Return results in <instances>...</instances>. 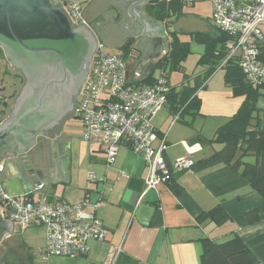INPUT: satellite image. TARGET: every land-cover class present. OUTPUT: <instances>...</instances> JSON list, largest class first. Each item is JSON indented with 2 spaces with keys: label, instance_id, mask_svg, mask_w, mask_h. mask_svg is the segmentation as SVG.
Wrapping results in <instances>:
<instances>
[{
  "label": "crops",
  "instance_id": "crops-1",
  "mask_svg": "<svg viewBox=\"0 0 264 264\" xmlns=\"http://www.w3.org/2000/svg\"><path fill=\"white\" fill-rule=\"evenodd\" d=\"M89 1L81 0L82 8ZM104 1L107 3L108 9L88 22L89 29L96 39V45H102L94 30L103 23V14L112 10L114 12L112 15L114 24H121L119 22L121 20L119 18L120 10L110 5L107 0ZM154 1L148 0L143 4L142 12L152 21L159 22V13L158 9L155 8L156 3ZM190 8V13L187 14L184 13L185 8H183L181 17L196 18L203 21L205 23L204 31L196 33L214 35L218 29L210 23L212 22L211 11L205 16L196 8ZM170 20L175 19L171 17ZM180 33L183 34L180 36L188 37L190 40V36L196 34H187L183 31ZM150 40L148 34H139L128 36L113 47L104 45L102 47L107 53H111L109 50H114L119 51L118 55L123 56L122 47L127 41L131 43L129 54L133 46L138 44V47H134L132 58L129 57V54L125 57L128 63L129 80L138 85H148L149 78L154 79L160 74V70L155 69L149 76L147 68L149 63L156 61L158 55H160L158 59H162L166 55L164 45H158L157 49L153 45L151 48L149 47ZM170 40L171 37L168 39L169 43ZM145 56H148L149 59ZM6 64L4 54L0 49L1 81L7 75ZM206 70V66H197L196 64L195 75L187 76L183 67V72H180L184 73L182 81L171 83V73L166 76V79L171 89L180 91L182 86L191 87L197 84L205 76ZM217 71L202 82L196 92L197 98L200 100L198 114L184 113L180 116L170 112V108L167 106L156 115L157 117L152 124L159 136H166L165 161L167 164L183 157L190 158L196 163L198 160L208 157L213 152V148H218V146L211 147L208 140L213 137L216 129L237 111L243 97L233 96L231 89L224 83V71L220 77H218ZM89 147L91 154L101 152L96 147ZM126 148L121 151L118 150L120 155L117 158V167H110L109 172L107 169L104 180H96L91 186H85L82 189L83 196L80 202L85 200L97 202L99 200L95 214L108 231L106 240L89 242L86 254L78 258L51 257L43 261L40 254V250L45 246V230H43L38 246L28 245L33 253L36 252L34 253L33 264H111L106 261V256L113 253L117 247L121 248V254L114 264H200L202 251L200 238L209 237L221 243L234 235H237L255 255L257 259L255 264H264V200L259 193L247 185L237 172L221 162H216L201 168H191L174 173L173 181L180 188L177 194L172 192L168 185L162 184L157 191H149L141 199L139 198L134 210L130 212L122 208L121 198L131 178L143 181L144 162L139 155V157L132 155ZM71 155L70 143V160ZM23 157L15 156L9 159L5 165V171L10 168L14 172L12 165ZM94 157L95 155L89 156L90 159L104 163L103 159ZM29 159L33 163L36 162L35 156L29 157ZM95 169L96 171L100 170L97 167ZM114 178L115 180H113ZM99 182H106V185L110 186L108 194L105 195L100 189ZM69 185H75L70 164L68 171L61 172L60 181L56 186L44 187L39 191H34V195L38 196L40 202L67 201L63 196L59 197L58 193ZM88 189L99 190L101 194L96 196L92 193L87 198L86 190ZM217 206H221L227 213L229 216L227 221L220 225L210 221L197 223L196 219L201 213L210 211ZM251 211L257 212L258 218L254 223H250L247 217V213ZM31 227L38 226L24 228ZM12 230L13 226L11 232L5 237H13ZM30 240L35 242L33 238ZM38 256L40 262H37Z\"/></svg>",
  "mask_w": 264,
  "mask_h": 264
},
{
  "label": "built area",
  "instance_id": "built-area-1",
  "mask_svg": "<svg viewBox=\"0 0 264 264\" xmlns=\"http://www.w3.org/2000/svg\"><path fill=\"white\" fill-rule=\"evenodd\" d=\"M193 6L208 3L211 20L218 30L230 37L227 58H236L247 81L264 89V62L259 59L264 40V0H159ZM63 9L73 24L82 23L81 0H63ZM167 79L159 74L151 84L138 85L129 80L127 59L107 53L98 44L89 64L86 79L80 90L74 116L80 119L82 140L99 149L106 167H111L120 146L139 155L144 162L141 199L149 191L168 185L174 173L190 170V158H178L167 164L166 136H159L152 118L167 107L169 93ZM0 164V213L3 219L20 227L41 226L45 230V246L40 251L43 261L51 257L78 258L88 251L91 241H105L108 231L95 212L99 205L89 200L71 204L40 202L29 198H14L5 191ZM89 182L95 176L88 175ZM121 248L106 256L114 264Z\"/></svg>",
  "mask_w": 264,
  "mask_h": 264
},
{
  "label": "water",
  "instance_id": "water-1",
  "mask_svg": "<svg viewBox=\"0 0 264 264\" xmlns=\"http://www.w3.org/2000/svg\"><path fill=\"white\" fill-rule=\"evenodd\" d=\"M107 1L120 10L121 24H114L112 10L102 15L104 21L94 32L104 46L113 47L128 36L148 34L151 38L149 47L154 45L157 49L158 45H164L167 55L170 46L168 39L174 33L183 31L193 34L204 31L205 23L196 18L180 17L170 24L167 18L159 22L152 21L142 12V5L148 0ZM62 2L63 0H0V49L6 59L7 70L12 73V68L8 67L10 64L20 68L25 74H34L45 79L38 84L32 78L29 79L30 83L22 89L15 109L0 123V159L6 153L24 156L12 165L14 172L8 168L1 175L5 191L14 198H26L34 195V191L56 186L61 172L68 171L70 164V142L65 145L52 140L49 149L52 160L33 163L28 153L36 136L25 137L18 132L22 126L21 117L25 116L19 109L28 97L26 102L31 99L32 87L57 83L60 90L69 73L72 70L77 71L84 63L88 65L95 53L97 45L92 31L82 23L74 24L83 28L82 31H76L63 9ZM106 9L108 5L104 0H90L80 16L88 23ZM138 46H133L129 57L132 58L134 47ZM145 58L149 59L148 56ZM159 60L149 63V76L156 69ZM40 98L41 101L43 98ZM255 107L258 111H264L263 97L258 98ZM63 112L61 106L53 107L52 117L39 122L42 126L37 124L38 115L45 114L36 113L34 123L43 128L40 130H45L58 121ZM25 122L23 121L24 127ZM142 187V180L131 178L128 181L121 198L122 208L130 212L134 210ZM92 193L96 196L101 194L99 190L88 189L87 198ZM11 229L12 224L3 219L0 213V243Z\"/></svg>",
  "mask_w": 264,
  "mask_h": 264
},
{
  "label": "trees",
  "instance_id": "trees-1",
  "mask_svg": "<svg viewBox=\"0 0 264 264\" xmlns=\"http://www.w3.org/2000/svg\"><path fill=\"white\" fill-rule=\"evenodd\" d=\"M154 2L160 20L171 17L178 19L182 16V10L186 6L179 2L169 4L159 0ZM180 35L183 34L177 32L171 35L168 54L156 67L165 78L172 72H183V62L191 53L190 43L180 40ZM190 38V41L203 45V52L196 64L206 66L207 70L205 76L194 86H182L180 91L169 87L167 106L170 112L180 116L184 113L198 114L200 100L196 92L200 84L219 70L218 66L227 58V43L230 40V37L220 30H216L214 35L196 33ZM130 45V41H127L122 47L123 57L129 54ZM259 59L264 62V40L260 46ZM220 69L224 71V83L231 89L233 96L243 97V101L237 111L218 127L213 137L208 140L211 147L218 146V148H213V152L208 157L194 163L192 169L221 162L237 172L247 185L259 193L264 200V111H258L255 107L258 98L264 96L263 91L261 87H255L247 81L236 58H229ZM7 73L11 74L9 71ZM153 80L149 78L148 84H151ZM0 91H4L2 84ZM14 93L15 90L9 96L0 95V122L10 110L7 99H10ZM173 180L172 177L168 187L177 194L180 188ZM31 197L32 195L27 198L32 199ZM247 217L250 223H254L258 218L257 212H248ZM228 219L229 216L224 209L217 206L201 213L196 221L199 224L210 221L220 225ZM199 242L202 248L200 264H255L257 262L255 255L237 235L221 243L209 237L200 238ZM18 247L26 250L25 261L22 262L21 257L16 256L12 250L9 260L15 264H33L34 253L31 249L25 248L24 244L20 243Z\"/></svg>",
  "mask_w": 264,
  "mask_h": 264
},
{
  "label": "flooded vegetation",
  "instance_id": "flooded-vegetation-1",
  "mask_svg": "<svg viewBox=\"0 0 264 264\" xmlns=\"http://www.w3.org/2000/svg\"><path fill=\"white\" fill-rule=\"evenodd\" d=\"M50 1V0H49ZM171 18H167V21L170 22ZM74 25L73 23H71ZM75 26L76 31H82L83 28L77 25ZM168 54V53H167ZM167 56V55H165ZM160 58V55L157 56L156 61H158ZM165 58V57H163ZM162 58V59H163ZM162 59L159 60V63L162 61ZM89 64L84 63V65L79 68L77 71L72 70L69 75L67 76L66 82L61 86L59 90V84L57 83H50V84H42L41 87L37 86L36 88H33V91L31 93V99L24 102L22 104V107L19 109L20 112L25 115L23 118L21 117L22 126H20L18 132L21 136H27V137H33L36 136L35 141L32 144V148L28 153L29 157L35 156L36 161H51L52 155L49 151L51 148V141L55 140V142L62 143V144H68L69 137L65 133V125L66 123L74 117L75 108L77 105L78 96L80 93V90L82 88V85L86 79ZM10 69L12 70V73L10 74L11 77L14 78L16 82L17 89L15 90V93L13 96L9 99L8 98V104L10 107V110L7 112L5 118L8 117V115L12 112L13 109H15L17 100L20 97L22 89L30 83L29 79L32 78L35 82H38L40 80L44 81V77H37L34 74H25L20 68L12 66L9 64ZM5 89V88H4ZM44 96H43V95ZM42 96V100L40 97ZM24 105V107H23ZM61 106L63 108V114L59 118V120L55 121L50 127L45 130L42 127L39 128L37 124H40L39 122H43L44 120H49L52 117L51 112L53 111V107ZM36 111H39V113H43L45 115H38L39 121L35 124V120L37 118ZM29 113H31L29 115ZM37 113V114H39ZM36 115V116H35ZM34 116V117H33ZM4 118V119H5ZM4 119L2 121H4ZM1 121V122H2ZM23 121L25 122V127L23 126ZM0 122V123H1ZM41 125V124H40ZM42 126V125H41ZM36 154V155H35ZM12 157H15V155L6 153L1 159L0 164L3 165V170H5V165L9 159ZM27 198V197H26ZM11 236L4 237L0 243V247H4L2 249H5V251H2V254L0 256V264H15L14 262L9 260V256L11 253V250L6 248L5 240L6 238H10ZM9 250V251H8ZM8 251V252H6ZM6 253V254H5Z\"/></svg>",
  "mask_w": 264,
  "mask_h": 264
},
{
  "label": "rangeland",
  "instance_id": "rangeland-1",
  "mask_svg": "<svg viewBox=\"0 0 264 264\" xmlns=\"http://www.w3.org/2000/svg\"><path fill=\"white\" fill-rule=\"evenodd\" d=\"M190 7H194L197 10L201 12V14H204L205 16L208 15V13L211 11V6L208 3H197L194 4L193 6H185L184 13H190ZM211 15V13H210ZM215 28V24L213 22H210ZM262 31L264 34V26L262 27ZM180 39L182 41H189L190 39L188 37L180 36ZM190 43V50L191 53L187 56L186 60L183 62V67H184V72L187 76H191L192 74L195 75L196 72V63L197 59H199V55L202 54L203 52V45L196 43L195 41H189ZM111 53H116L119 54V51H114V50H109ZM223 74V70L219 69L217 71L218 77ZM170 81L171 83H177L179 81H182L184 79V73L180 72H173L170 74ZM2 75H0V85L2 84L4 91H0V95L8 96L12 93L13 90L17 89L16 82L13 77H10L9 73H7L6 77L3 79L1 82ZM262 91L264 89L262 88ZM8 101V99H7ZM157 116H154L152 118V123L155 121V118ZM65 133L70 139L71 143V149H72V155H71V160H70V167L72 166V173L75 178V185L74 186H66L64 187L59 193L58 196H63L65 200H67L70 203H78L82 200L83 196V190L85 186H91L93 182L88 181V175L90 176H95V180H104V174L107 175V169L110 167H106L105 163H102L98 160L95 159H90L89 156L95 155L94 158L98 159H105V155L102 152H96V153H90L89 152V146L87 143H85L82 140V126L80 119H75L71 118L65 125ZM125 147H120V151L124 150ZM127 149V148H126ZM120 151L117 152V155L114 159V162L112 166L117 167V158L120 155ZM126 151V150H125ZM130 151V150H127ZM132 155L136 156L134 152L130 151ZM138 156V155H137ZM139 157V156H138ZM97 167V170L94 168ZM111 166V167H112ZM111 169L108 170V172ZM123 174H125L123 172ZM119 176V175H118ZM144 176V175H143ZM120 177V176H119ZM118 179V178H117ZM115 180V178L113 179ZM124 180V179H123ZM125 181V180H124ZM107 182V181H106ZM105 183L99 182L100 184V189L106 194L109 193L110 186L106 185ZM116 183V182H114ZM93 186V185H92ZM32 200L38 201V196L34 195ZM43 201V200H42ZM21 229V232H20ZM44 229L41 226L38 227H31V228H24L20 227L17 224L13 225V230L12 234L14 235L13 237L6 238L5 243H6V248L12 249L13 252H15L16 256H20L21 261H25V254L26 250L25 249H20L19 242L20 244H24L25 248L29 246H38V243L40 242V237L42 235V231ZM18 238V240H17ZM30 238H33L35 241L34 243L30 240ZM2 248H5L2 247ZM0 247V256L3 255L2 251H5V249H2ZM29 248V247H28ZM35 250V249H34ZM34 253H36L34 251ZM39 257V256H38ZM37 257V262H40ZM19 258V257H18ZM26 263V262H25Z\"/></svg>",
  "mask_w": 264,
  "mask_h": 264
}]
</instances>
